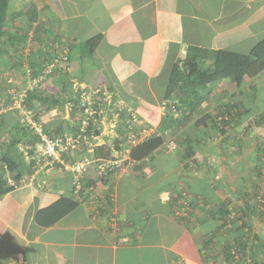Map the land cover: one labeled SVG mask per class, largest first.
<instances>
[{
  "label": "crops",
  "instance_id": "crops-1",
  "mask_svg": "<svg viewBox=\"0 0 264 264\" xmlns=\"http://www.w3.org/2000/svg\"><path fill=\"white\" fill-rule=\"evenodd\" d=\"M12 8L23 11L16 24H29V11L38 14L26 42L5 48L0 105L8 100L9 78L25 87L54 57L68 54L45 100H37L40 119L74 131L73 93L101 91L88 151L103 159L131 151L132 136L140 142L158 133L177 62L209 66L216 52L248 55L264 39V0H12ZM100 35L88 53L84 43ZM233 72L200 110L169 117L174 128L151 158L105 179L90 169L78 194L83 201L53 226L41 230L35 216L73 196L71 172L41 171L34 183L0 197V264L264 263V101L255 93L264 97V77L258 80L264 63ZM237 103L231 113L241 122L226 115L229 121L214 127L221 111ZM121 110L134 113L143 128L125 134ZM2 115L0 132H9L17 119ZM169 141L176 150H168ZM86 154L81 149L76 159ZM107 205L110 213L95 214Z\"/></svg>",
  "mask_w": 264,
  "mask_h": 264
},
{
  "label": "trees",
  "instance_id": "trees-1",
  "mask_svg": "<svg viewBox=\"0 0 264 264\" xmlns=\"http://www.w3.org/2000/svg\"><path fill=\"white\" fill-rule=\"evenodd\" d=\"M37 14L38 13L36 11H29L27 13V15L30 17L29 24H24V25L22 23L16 24L18 19L23 15V11L14 10L12 8V0H0V63L4 55L6 54L5 48L7 46L15 47L17 49L20 46H22L23 43L26 42L28 33L34 29L33 22L36 19ZM25 26L28 28L25 29ZM37 31L38 29H36V33ZM101 39L102 36L100 35L84 43V46L88 50V53H93V51L100 44ZM63 56L66 57L65 61L68 62L69 61L68 54L67 55L64 54ZM63 56L59 55L54 57L52 61L46 65L45 69L48 68L50 64L57 63L56 61H60L64 59ZM84 56L85 55L82 54V57ZM255 62L264 63V39L259 41L252 48L250 54L248 55H240L225 51L216 52L214 56V61L212 65L209 66H205L201 61H198L196 59H188L183 62L179 61L176 63L172 76L170 78V82L168 83V87L166 90V102L178 100L180 103L179 111H182L184 115H187L188 113L192 114L193 112L200 110V108L204 106L205 102L210 97L213 87L216 84H219L224 80H227L231 75L230 72L234 68H246L251 66ZM56 70L60 71L58 65L53 69V72L50 75V80ZM41 72H39L35 76V78L38 77ZM66 72L68 73V71ZM238 78H241V75L238 76ZM22 88L17 86L18 90ZM9 89H10V84L7 82L8 100L4 104L2 103L0 105V116L2 114L6 115L9 113H13V115H15L17 120L14 126L10 129V131L7 132L8 133L7 139H4L5 135L4 136L2 135L5 128L4 130L1 129L0 132V197H3L4 195L8 194L9 192L15 189L14 187L8 185L4 177L3 167L5 165L8 166L12 176L15 179H19L21 176H24L26 174V171L28 174H32L33 166L25 162L26 160L24 156V150L28 151L31 155H33L35 151V145L39 143L38 141L39 139L37 135L33 131H31L30 129L26 128L21 124L20 117L17 112L8 111L5 112V114L1 112L2 108L5 105L7 104L10 105L12 102V97L8 92ZM46 90L47 88L42 91L36 90L30 92L28 94V99L25 101L26 107L33 111L34 120L37 122H42L40 119L42 109L39 110V104H37V100L44 99V95H46L45 94ZM81 92H82V88L78 89L75 92V94L73 93V96L70 99L72 113L78 116L77 127L80 124L81 119L83 117V111L81 109ZM98 105H99V109H101L100 101H98ZM239 105H240L239 103H237V105L234 104V107L231 108L229 107L226 110V112L221 111L220 114H222L223 117L227 115L228 117H232V120H234L235 118L237 121L241 122V120L238 119L240 115L235 114L236 113L235 111L231 113V111L236 110ZM121 111L122 112L120 114V118L123 119L122 121L123 124L121 126V129L125 134H127V131L130 130L128 125V120L130 119V113L128 114L129 116L127 117L126 112H124L123 110ZM172 114L173 112L171 111V107L169 105V110L168 112H166V115L163 119V122L161 123L158 133L132 146L130 157L133 162L139 163L145 161L148 158H151L158 150H160L164 146V143H166L165 139L168 136L167 133L174 128L168 122L169 117ZM4 120L5 118H2L1 122L4 123L3 124L4 126H6V121L3 122ZM259 120L261 122L264 121V115ZM180 121L181 119H178V123ZM228 121L229 119H223L221 121H218L217 119V121L215 120L214 127H219V124ZM98 124L99 123H96V125L90 127L89 134H91L92 132L96 134L98 132L97 131ZM143 126L144 124L140 125L139 127L142 129ZM44 127L46 132L50 136H54L65 132V130L63 131L62 127L59 125L56 126V128H52L51 125L50 126L44 125ZM67 131H72V130H67ZM135 132H137L136 128H135ZM173 137L176 141L175 138L176 136L174 135ZM22 143H23V147L26 148L23 151L20 150V145ZM108 177L109 176H107L106 178ZM85 178L86 177L81 179V183L83 185V191L85 190L84 188ZM72 194H73L72 197L64 196L59 200H57L56 202H54L51 206L38 211L35 216L36 225L41 230L49 228L54 224H56L57 222H59L62 218L67 216L73 210H75L83 200H81L82 195H78L75 192V186ZM108 206L111 205H107L105 209L103 206H101V209L97 208V210H95L96 211L95 214L100 216L104 213H110L112 207H110L111 210H109ZM111 217H113V213H111Z\"/></svg>",
  "mask_w": 264,
  "mask_h": 264
},
{
  "label": "built area",
  "instance_id": "built-area-1",
  "mask_svg": "<svg viewBox=\"0 0 264 264\" xmlns=\"http://www.w3.org/2000/svg\"><path fill=\"white\" fill-rule=\"evenodd\" d=\"M65 59V58H64ZM52 63L42 71L38 77L29 81L28 85L18 90L16 84L12 78L8 79L10 84L9 94L12 97L11 104L3 105L1 112L15 111L20 117L21 124L26 128L33 131L37 137L39 143L35 148L33 155L24 150V156L29 165L33 166V173L21 176L19 179H15L8 166H4V177L9 186L18 188L31 183H34V177L36 174L44 170L57 169L58 167L71 172L73 175V183L75 186V192L81 193L83 185L81 179L86 177L90 169H94L97 178L105 179L107 176H117L124 172L127 168V164L133 162L130 154L131 151H127L122 155L120 153L117 157L112 159L96 158L91 156L88 151L91 147L92 141L96 139L95 133L89 134L91 126L96 125L98 118L101 116V109H99L98 101L100 98V92L96 89L83 87L81 92V109L83 111V117L80 124L74 131H65L61 134L50 136L44 127L43 122H37L34 120L33 111L26 107L25 101L28 99L30 92L39 90H45L50 82V75L53 69L58 65ZM171 111L174 115L179 114L180 103L178 100L167 101L166 109ZM228 119L227 116L220 117L219 120ZM129 129L131 132L138 126L142 125L138 117L130 112V119L128 120ZM132 143L137 144L138 140L135 136H132ZM167 148L170 151H174L177 148L176 142L170 141L167 144ZM81 149H87L86 156L76 159L78 152ZM81 195V194H80ZM116 219H112V223H115ZM248 264H264L261 262H249Z\"/></svg>",
  "mask_w": 264,
  "mask_h": 264
},
{
  "label": "rangeland",
  "instance_id": "rangeland-1",
  "mask_svg": "<svg viewBox=\"0 0 264 264\" xmlns=\"http://www.w3.org/2000/svg\"><path fill=\"white\" fill-rule=\"evenodd\" d=\"M241 70V69H240ZM232 73V76L235 75V72H233V70L230 72V74ZM261 78H258V80L260 81L263 77H264V72L262 73V75L260 76ZM243 76H241V80H242ZM244 80V79H243ZM257 90H260V89H257ZM256 93V97L259 98V102L261 103L262 101H264V97H260L261 95H259V91L255 92ZM8 133L7 132H3V136L6 135V139H7V135ZM5 138V136H4Z\"/></svg>",
  "mask_w": 264,
  "mask_h": 264
},
{
  "label": "clouds",
  "instance_id": "clouds-1",
  "mask_svg": "<svg viewBox=\"0 0 264 264\" xmlns=\"http://www.w3.org/2000/svg\"><path fill=\"white\" fill-rule=\"evenodd\" d=\"M49 85V84H48ZM222 117V116H221ZM218 121H220V120H218Z\"/></svg>",
  "mask_w": 264,
  "mask_h": 264
}]
</instances>
